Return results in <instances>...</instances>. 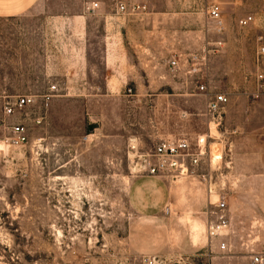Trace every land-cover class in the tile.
<instances>
[{
  "label": "rangeland",
  "instance_id": "1",
  "mask_svg": "<svg viewBox=\"0 0 264 264\" xmlns=\"http://www.w3.org/2000/svg\"><path fill=\"white\" fill-rule=\"evenodd\" d=\"M71 1L38 0L27 11L0 19V94L9 88L13 93L0 95V264H129L148 254L196 255L194 264L205 258L212 264H252L251 253L264 248V214L232 212V168L226 165L225 176L217 179L216 156L232 146L239 134L232 129L254 125L240 96L254 92L255 47L246 44L239 54L231 42L229 52H209L205 70L198 56L181 61L183 76L227 93L229 103L218 121L204 114L202 96L196 94L186 103L114 96L78 101L71 85H58L45 100L38 94L59 76L39 68L43 47L37 41L43 40L42 32L55 29L51 15H71ZM241 12L261 23L264 0L243 1ZM60 27L68 49L71 23ZM231 28L237 34L247 29L234 22ZM29 39L34 42L25 47ZM66 57L65 52L63 61ZM47 62L56 64L53 55ZM29 78L35 101L5 114L7 101L27 93ZM92 89L100 90L85 91ZM36 115L42 116L40 122ZM16 122L26 125V142L15 139L10 127ZM174 125L184 135L176 136ZM180 137L192 143L202 138L210 151L192 171L163 175L169 187L165 207L139 211L129 191L131 180L141 174L134 162L158 142ZM221 195L227 225L210 237L208 225L219 216L214 205ZM220 240L227 242L223 250L216 245Z\"/></svg>",
  "mask_w": 264,
  "mask_h": 264
},
{
  "label": "crops",
  "instance_id": "2",
  "mask_svg": "<svg viewBox=\"0 0 264 264\" xmlns=\"http://www.w3.org/2000/svg\"><path fill=\"white\" fill-rule=\"evenodd\" d=\"M243 1L246 0H72L71 15L63 12L51 15L48 20L55 23V29L42 32L40 39L43 40L37 41L43 47V52H38L39 68L53 70L59 76V81L50 82L38 96L43 98L48 91L58 90V85H71L72 96L78 101L114 96L130 101L162 99L186 103L196 94L202 96L205 108L204 93L197 89V82L183 76L181 61L198 56L199 68L205 70V57L209 52H229L231 42L237 45L239 54L246 44L254 48L261 23L255 19L246 25L239 24V18L247 15L241 12ZM37 2L0 0V19L17 16ZM94 2L97 6L93 7ZM211 3L219 5L221 25L207 12ZM119 4L127 8L121 11ZM132 5L145 7L129 10ZM68 21L71 46L66 49V37L60 26ZM233 22L247 29L237 34L231 30ZM47 40H50L49 45ZM33 42L29 39L25 47ZM65 52L67 57L63 61ZM49 55L56 60L53 66H48ZM171 58L178 60L175 69L169 65ZM31 83L32 78H29L28 89H25L28 91L21 94L36 95L32 92L34 89H30ZM53 83L56 89L50 90L49 85ZM87 87L100 90L86 92ZM127 88L131 91L127 92ZM245 94L240 97L247 103V120H253L254 125L232 129L239 134L233 135L232 146L224 150L221 171L216 178L224 177L222 169L230 165L232 212L264 214V95ZM0 95L13 93L9 88ZM37 118L41 120L42 116L36 115L34 120ZM173 132L176 136L184 135L179 125H174ZM168 190L163 175L141 173L131 180V203L141 212L157 211L165 207Z\"/></svg>",
  "mask_w": 264,
  "mask_h": 264
},
{
  "label": "built area",
  "instance_id": "3",
  "mask_svg": "<svg viewBox=\"0 0 264 264\" xmlns=\"http://www.w3.org/2000/svg\"><path fill=\"white\" fill-rule=\"evenodd\" d=\"M94 6H97V2L93 3V7ZM118 7L121 11L127 8L123 4H119ZM144 7L143 5H132L128 7V9L135 11ZM207 12L218 25H221L222 20L218 4L211 3ZM254 20L255 16L253 14H248L239 18L238 22L240 25H246L248 22ZM260 22L262 23V29L256 35V45L253 56L252 82L254 85V92H251V96L264 95V18L261 19ZM169 65L172 69L177 68V58L169 59ZM55 86L56 85L53 83L49 86V89L54 90L56 89ZM197 89L205 95L204 114L217 120L229 103L227 93L223 90L214 91L204 82L197 84ZM130 91L131 89L127 88V92ZM51 95L52 94L48 91L43 94V97L47 100ZM34 100L33 95H17L13 101H7V104L4 106V113L10 115L16 110L20 111L23 107L32 104ZM39 121L40 119L37 118L36 122ZM10 128L17 141H27L28 129L26 125L21 122H16L13 123ZM201 142H203L202 138L197 139L195 143H192L187 137L165 139L158 142L149 152L139 154L134 162V166L139 173L176 177L188 172V170L192 171L198 165L201 157L206 154L208 148L201 145ZM221 157L222 154L216 156L218 159H221ZM218 168H220V166ZM215 208L217 210L216 214L219 212V216L211 220L208 225V234L210 237L216 236L227 225V219L223 217V211L227 209L224 195L219 197L218 202L215 204ZM216 245L219 249L223 250L226 248L227 242L225 240H220ZM195 256L196 255L174 254L171 257L163 258L158 254H148L142 255L137 261L129 264H194L193 258ZM250 261L252 264H264V248L251 253ZM196 264H212V260L211 258H205Z\"/></svg>",
  "mask_w": 264,
  "mask_h": 264
}]
</instances>
